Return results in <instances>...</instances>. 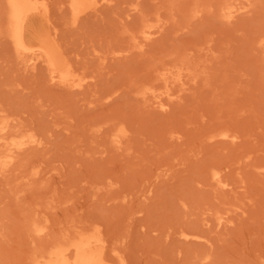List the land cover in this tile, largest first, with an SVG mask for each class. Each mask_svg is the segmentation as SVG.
Returning <instances> with one entry per match:
<instances>
[{
	"label": "rangeland",
	"instance_id": "1",
	"mask_svg": "<svg viewBox=\"0 0 264 264\" xmlns=\"http://www.w3.org/2000/svg\"><path fill=\"white\" fill-rule=\"evenodd\" d=\"M7 1L0 264H264V0H29L66 82Z\"/></svg>",
	"mask_w": 264,
	"mask_h": 264
},
{
	"label": "bare ground",
	"instance_id": "2",
	"mask_svg": "<svg viewBox=\"0 0 264 264\" xmlns=\"http://www.w3.org/2000/svg\"><path fill=\"white\" fill-rule=\"evenodd\" d=\"M6 3L10 11V39L15 50L36 51V57L45 63L52 79L68 81L57 47L41 27H36V15L41 7L29 0H8ZM78 4L75 0L71 3L74 9L79 7ZM93 246L91 241L82 238L68 247L50 252L42 264H106L102 251L93 249Z\"/></svg>",
	"mask_w": 264,
	"mask_h": 264
}]
</instances>
